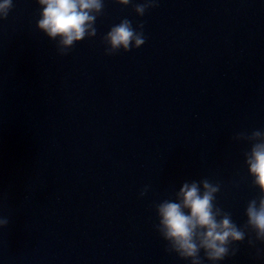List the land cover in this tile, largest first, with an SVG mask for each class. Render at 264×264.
<instances>
[{
	"label": "water",
	"instance_id": "95a60500",
	"mask_svg": "<svg viewBox=\"0 0 264 264\" xmlns=\"http://www.w3.org/2000/svg\"><path fill=\"white\" fill-rule=\"evenodd\" d=\"M143 2L104 0L96 35L65 55L36 0L0 19V264H190L155 205L201 179L245 231L216 264H264L245 227L251 142L234 139L264 129V0H154L140 16ZM124 18L145 42L106 54Z\"/></svg>",
	"mask_w": 264,
	"mask_h": 264
},
{
	"label": "clouds",
	"instance_id": "9594fccd",
	"mask_svg": "<svg viewBox=\"0 0 264 264\" xmlns=\"http://www.w3.org/2000/svg\"><path fill=\"white\" fill-rule=\"evenodd\" d=\"M40 6L36 27L48 38L55 40L61 55L85 37L97 33L94 26L96 19L103 13L104 0H36ZM121 5H129L132 0H116ZM154 6V0H144L134 4L137 15ZM13 7V0H0V19H6ZM132 27L127 18L113 25L102 37L108 47L106 54H113L119 49L129 51L140 47L145 42L143 23ZM234 139L251 142L244 152V163L252 184L258 186L260 196L248 201L245 207V227L252 229L256 240L264 241V129L251 133H236ZM147 187L141 190L143 196ZM219 184L208 179L184 181L177 192L175 201L165 199L155 205L158 224L156 228L168 242L166 250L175 252L179 257L189 259L190 264H202L204 256L216 264L229 255H235L233 242L243 241L245 231L232 220L231 214L214 203L219 192ZM9 223L7 217H0V227ZM249 244H253L249 240ZM259 252V250H258Z\"/></svg>",
	"mask_w": 264,
	"mask_h": 264
}]
</instances>
